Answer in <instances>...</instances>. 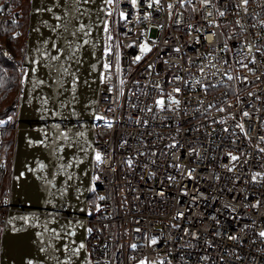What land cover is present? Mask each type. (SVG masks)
<instances>
[{
  "label": "built area",
  "instance_id": "1",
  "mask_svg": "<svg viewBox=\"0 0 264 264\" xmlns=\"http://www.w3.org/2000/svg\"><path fill=\"white\" fill-rule=\"evenodd\" d=\"M103 21L88 264H264V0H114ZM0 55L17 72L0 131L15 135L24 48Z\"/></svg>",
  "mask_w": 264,
  "mask_h": 264
},
{
  "label": "water",
  "instance_id": "2",
  "mask_svg": "<svg viewBox=\"0 0 264 264\" xmlns=\"http://www.w3.org/2000/svg\"><path fill=\"white\" fill-rule=\"evenodd\" d=\"M105 4L104 0L29 2L27 73L18 103L0 264H88L85 247L72 254L66 245L78 249L86 239L93 153L90 127L98 97ZM66 13L78 17L72 27L83 24L90 35L65 33ZM84 39L90 43L83 44ZM69 42L83 45L75 56L67 49ZM61 64L67 73L54 70ZM53 230L61 237L53 238Z\"/></svg>",
  "mask_w": 264,
  "mask_h": 264
},
{
  "label": "trees",
  "instance_id": "3",
  "mask_svg": "<svg viewBox=\"0 0 264 264\" xmlns=\"http://www.w3.org/2000/svg\"><path fill=\"white\" fill-rule=\"evenodd\" d=\"M6 1L9 16L0 20V42L13 58L21 55L24 48L28 9L30 0H1ZM17 89V72L15 68L0 55V117L9 115V106L13 101ZM13 122L10 123V127ZM15 146V135L11 130L0 131V161L5 163V173L0 177V204L5 198V190L9 188L11 162ZM2 216L0 213V235L2 229Z\"/></svg>",
  "mask_w": 264,
  "mask_h": 264
},
{
  "label": "snow or ice",
  "instance_id": "4",
  "mask_svg": "<svg viewBox=\"0 0 264 264\" xmlns=\"http://www.w3.org/2000/svg\"><path fill=\"white\" fill-rule=\"evenodd\" d=\"M71 2L74 3V4H78V3H79V0H71ZM87 2H89V0H85V3H87ZM131 2H132V4L135 6L136 3H137V0H131ZM158 2H159V0H153V3H158ZM189 2H190V0H189ZM203 2L205 3V5H207V3L209 2V0H203ZM243 2H244L245 4H247L248 0H243ZM104 3H106V4H108V5H111V4L114 3V0H104ZM148 6L151 7L152 4L150 3ZM74 11L78 12L79 9L76 8V9H74ZM106 14H107L108 16H111V15H112L111 12H107ZM220 15L223 16L224 13L221 12ZM120 16H121V18H124V13L121 12V13H120ZM66 17H67V19H66V20L64 21V23H63V29H64V32H65V33H69V34L72 35L73 37H76L78 34H83V36H88V35H90V29L86 31V30H85V25H83V24H81L78 28L72 27V21H73V19H78V17L72 16L71 14H67V13H66ZM57 19H60V18L57 17ZM102 24H103V31H104L105 33H109V32H110V25H109V23H108L107 21H103ZM57 27H60V25H57ZM108 39L111 40V36H110V35L108 36ZM88 43H90V41H89L88 39H84V40H83V44H88ZM82 46H83V45L74 44L73 42H69V43L67 44V49L71 50L73 56H75V51H76V49H78L79 47H82ZM53 47H55V45H53ZM140 50H141V53L146 54V53H147L148 51H150L151 49H150L146 44H144V45H141ZM249 50H251V49H249ZM110 54H111V47L109 46V47L105 48V55H110ZM50 59L53 60V61H59V60H60V56H51ZM140 59H141L140 56H137V57H136V60H137V61H139ZM78 62H79V61H77V63H78ZM241 63H242V62H241ZM110 67H111V66H110L109 64H105V65H104V68H105L106 70H108ZM54 70L57 71L58 73H61V74H63V73H67V72H68V68H67V67H64L63 64H61L58 68H55V67H54ZM33 71H35V70L33 69ZM228 79L231 80V79H233V77L229 75V76H228ZM175 91L178 93V92L180 91V89L177 88V89H175ZM171 103H174V104H176V105H179L180 102H179V100H172ZM156 104H157L158 106H160V107L163 109L164 106H165V101L162 100V99H160V100H157V101H156ZM221 111H222V109H221ZM245 115H247V113H245ZM96 119H97V120H101V119H103V117H101V116H96ZM5 123H6V121H0V126L4 125ZM59 135H60L63 139H68V137H67L64 133H60ZM81 135H82V134H81ZM95 159H96V161H97L98 163L101 162V159H102V158H101L100 153H97V154H96ZM232 159H233V160H236L237 157L233 156ZM68 166L71 167L72 165H68ZM71 178H72V177L69 176V179H71ZM93 190H94V189H93ZM100 199L103 200L104 197H100ZM90 214H91V213H89V215H90ZM68 227H72V225L69 224ZM91 231H92V229H88V232H91ZM69 234L71 235L72 233H69ZM260 236H261V237H264V232H261V233H260ZM60 237H61V233H60V232H56L55 230H53V238H60ZM230 238H231V239H236V237H230ZM153 243H155V241H153ZM84 247H85V245H84L83 243L79 244V248H78V249H72L71 247H69V246L66 245L67 250H68L70 253H72V254H75L76 251H78L79 249H83ZM133 247H135V245H133ZM57 264H59V261H57ZM66 264H69V262H66ZM141 264H143V262H141Z\"/></svg>",
  "mask_w": 264,
  "mask_h": 264
},
{
  "label": "rangeland",
  "instance_id": "5",
  "mask_svg": "<svg viewBox=\"0 0 264 264\" xmlns=\"http://www.w3.org/2000/svg\"><path fill=\"white\" fill-rule=\"evenodd\" d=\"M17 90V89H16ZM16 94V93H15ZM15 97V96H14ZM14 99V98H13Z\"/></svg>",
  "mask_w": 264,
  "mask_h": 264
}]
</instances>
